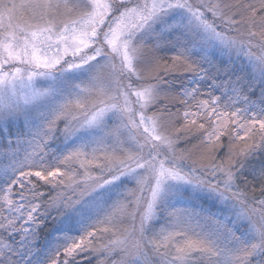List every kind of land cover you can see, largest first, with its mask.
<instances>
[{"label":"snow or ice","instance_id":"obj_1","mask_svg":"<svg viewBox=\"0 0 264 264\" xmlns=\"http://www.w3.org/2000/svg\"><path fill=\"white\" fill-rule=\"evenodd\" d=\"M174 10L187 18L138 36ZM82 66L87 79L67 78ZM58 81L47 132L0 182V264H32L49 222L70 231L81 200L123 176L135 184L47 264H264V0H0V118L27 123ZM61 120L103 136L49 162ZM170 182L207 195L160 208Z\"/></svg>","mask_w":264,"mask_h":264},{"label":"rangeland","instance_id":"obj_2","mask_svg":"<svg viewBox=\"0 0 264 264\" xmlns=\"http://www.w3.org/2000/svg\"><path fill=\"white\" fill-rule=\"evenodd\" d=\"M181 17L187 18L184 10H174L169 12L163 17H158L151 23V27H147L138 34L140 37H146L148 40L153 39L151 33L153 31L159 32L164 29L168 31L167 26L172 24L173 21L180 19ZM86 66H82L81 69L74 72H69L66 74L68 79L75 81H80L87 79L88 73L84 70ZM185 83H189L188 77L184 78ZM51 83V81H47ZM57 92L54 97L48 98L45 102L41 103L38 106V109L33 110L31 119L26 123L23 116L19 118L8 117L7 119L0 118V129H4L7 124L10 122L12 124L22 123V130L16 138L12 141L3 135V144L6 149L0 148V182L4 179L12 177L15 175L18 170L19 165L23 162L25 154L31 151V141L38 138V133L47 132L46 121L51 119L54 111L56 109L57 102L61 99L62 95H66L68 89L63 81H58L55 85ZM74 94V93H73ZM37 112L39 114H37ZM113 117H108V123L112 122ZM64 122L61 120L59 122L57 130L53 133V139L49 140L48 149L49 154L47 160L51 162L55 157L62 156L66 154L69 150H72L77 147L90 148L95 145L97 140L103 136L104 129L102 127L92 126L80 128L72 132L71 134H65L63 129ZM13 135V134H12ZM15 136V135H14ZM13 136V137H14ZM58 136L59 143L57 146L52 145L55 143V140ZM1 140V137H0ZM55 149H52L51 146ZM190 147V146H189ZM54 152H53V151ZM53 152V153H52ZM135 184V180L131 176H123L118 180L103 185L100 188L93 190L88 193L77 205V208L81 210V215L76 222L77 227L71 231H65V234L51 235L48 240H51V244L55 247L54 251L58 246L66 244L68 242L66 237L79 236L83 229L87 227L94 220L103 216V214L120 198L123 197L127 188L132 187ZM206 193H194L192 188L188 185L170 182L166 185L164 191L161 194L160 203L158 207H191L197 206L198 197L206 196ZM218 207L225 208L226 210L220 213L219 218L223 221L225 225L233 230L234 224H238L239 227L245 226V229L248 231V234L252 235V240H256V235L249 230L247 221H237L235 216V210L231 209L228 205H220ZM216 211V209H212ZM162 221L159 218L154 221L155 224L159 225ZM70 233V234H68ZM255 238V239H254ZM59 243V244H58ZM53 251V252H54ZM52 252V253H53ZM49 254L50 255H52ZM83 257H87L88 254H81ZM79 259V258H78ZM45 260V261H43ZM39 262H34L33 264H47V260L43 259ZM86 260L87 262L92 261L94 264L95 257L79 259V261Z\"/></svg>","mask_w":264,"mask_h":264},{"label":"trees","instance_id":"obj_3","mask_svg":"<svg viewBox=\"0 0 264 264\" xmlns=\"http://www.w3.org/2000/svg\"><path fill=\"white\" fill-rule=\"evenodd\" d=\"M22 123H19V124H12L11 122L9 124H7L5 126L4 129H0V133L1 134H5V136L7 137V140L8 138L10 139L11 137V140H13V138L15 139L16 136L20 133V132H24L22 130ZM13 134V135H12ZM15 135V136H14ZM14 136V137H13ZM1 140L3 142V139H4V136L1 135ZM58 136L55 140V143H52V145H55L57 146L58 143H59V140H58ZM2 142H0V148L1 149H6L8 147H5ZM49 146H51L49 144ZM52 149H55L53 146H51ZM53 151V150H52ZM54 152V151H53ZM52 152V153H53ZM77 227V225L75 224L71 230L75 229ZM70 230V231H71ZM65 231H69L67 230V228L65 229ZM233 231L237 233L238 236H240L241 240L244 242V243H251L253 242L254 240H252L253 238V234L250 235L248 234V231L245 229V226H242V227H239L238 224H234L233 226ZM65 232V233H67ZM59 235L60 233H57L54 228L52 227V224L51 222H49V226L47 229H45L43 232H42V236H41V240L38 242L37 244V250L33 253V255L29 256L28 257V260L32 261V264L36 261V262H39V261H42L43 259H46L48 260V258L51 256H49V254H51L55 247L51 244V240H48L50 238L51 235ZM70 234V233H68ZM255 239V238H254ZM59 244V243H58ZM237 244L236 243H233L232 247H236ZM45 261V260H43ZM76 264H93L92 261H89L87 262L86 260H80L77 259L76 261Z\"/></svg>","mask_w":264,"mask_h":264}]
</instances>
